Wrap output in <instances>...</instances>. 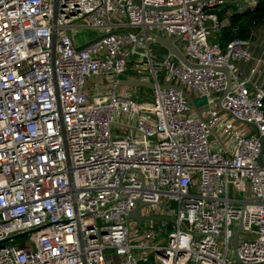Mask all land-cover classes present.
I'll return each mask as SVG.
<instances>
[{
    "label": "built area",
    "instance_id": "2783aa9c",
    "mask_svg": "<svg viewBox=\"0 0 264 264\" xmlns=\"http://www.w3.org/2000/svg\"><path fill=\"white\" fill-rule=\"evenodd\" d=\"M226 2L0 0V264H234L241 220L264 264V27L210 42Z\"/></svg>",
    "mask_w": 264,
    "mask_h": 264
},
{
    "label": "water",
    "instance_id": "95a60500",
    "mask_svg": "<svg viewBox=\"0 0 264 264\" xmlns=\"http://www.w3.org/2000/svg\"><path fill=\"white\" fill-rule=\"evenodd\" d=\"M226 1L235 2V1H239V0H226ZM240 1H242V0H240ZM156 42L159 45L165 47L172 55H174L176 57V62H179V60H180L183 63H185L186 65L191 66V64L188 62V60L181 54V52L178 50V48L174 44V40H167V39L163 38L162 36H157L156 37ZM229 63L236 65V63L232 59L229 60ZM217 70L222 71L227 76V80H228V88H227L226 91H224L223 95L218 100V109L225 110L222 107V101H223L224 97L229 92L231 79H230V75L228 73V70L226 68H220V69H217ZM120 84L122 86H126V87H129V88H146V89H149V90H154L155 89V85L154 84L149 83V82L138 81V80H125L124 79V80H121ZM163 87H173V88H176L177 90L181 91L183 93V95L187 98L189 103L191 104L192 108L202 118L201 112L199 111L198 106H197L195 100L193 99V97L191 95H189L186 91H184L181 87L176 86V85L163 86ZM244 123L249 124L247 122H244ZM250 125L253 126V128L255 130V133L257 135H259L258 129L256 128V126H254L253 124H250ZM214 135L219 140H221V137L219 136V134L214 132ZM262 143L264 144V139H262ZM137 203H138L137 208L135 210H133L128 215V218L129 219H133L137 223V225L141 228V230H144L145 226L143 225V222H144L145 218L140 215V209L145 207V206H147V204H145L142 200H139ZM161 206L165 207V206H167V203L161 204ZM172 221H174V219H172ZM241 231H242V220L240 221L239 227L235 230L234 238L232 240V244H233L234 252H235V256H236V261H235L234 264H244L240 260V258L238 256V252H237V248H238V244H239V237H240ZM23 235H26V234H23Z\"/></svg>",
    "mask_w": 264,
    "mask_h": 264
},
{
    "label": "rangeland",
    "instance_id": "374dc122",
    "mask_svg": "<svg viewBox=\"0 0 264 264\" xmlns=\"http://www.w3.org/2000/svg\"><path fill=\"white\" fill-rule=\"evenodd\" d=\"M244 3L243 1H235V2H229L227 1L225 3V5H223L222 7H220L219 10H217V12H215V14L218 16L219 20L224 21L225 19H227L230 15L239 13V14H245L247 11L245 9H243L244 7ZM220 33V32H219ZM219 33L218 32H214L212 35L213 39H210V42H217L215 39H218L219 37ZM78 35L82 38L85 39L86 41H91L93 39H97L101 36L100 32L97 30H90V29H81V31L78 33ZM132 94H137V92H142V88H129ZM124 91V87L120 88V92ZM147 93L150 95V93H152L151 90H148ZM196 104L199 107H203L206 106L207 104V98L202 97V98H196L195 99ZM251 134H254V132L252 131ZM167 217L165 216H160V212L157 211L154 213V223H155V229L157 230H161L163 232V234H165V226L167 224H169V220L166 219ZM26 238V237H25ZM28 239V238H26ZM233 259L236 261V256L235 253L233 254Z\"/></svg>",
    "mask_w": 264,
    "mask_h": 264
},
{
    "label": "trees",
    "instance_id": "16d2710c",
    "mask_svg": "<svg viewBox=\"0 0 264 264\" xmlns=\"http://www.w3.org/2000/svg\"><path fill=\"white\" fill-rule=\"evenodd\" d=\"M230 27L222 30L218 40L229 42L235 38L249 39L253 29L264 27V0L258 7L245 14H233L229 18Z\"/></svg>",
    "mask_w": 264,
    "mask_h": 264
},
{
    "label": "crops",
    "instance_id": "0c3cea01",
    "mask_svg": "<svg viewBox=\"0 0 264 264\" xmlns=\"http://www.w3.org/2000/svg\"><path fill=\"white\" fill-rule=\"evenodd\" d=\"M97 81H98V80H96V81H92L89 85H90V86H93L94 84L97 83Z\"/></svg>",
    "mask_w": 264,
    "mask_h": 264
}]
</instances>
